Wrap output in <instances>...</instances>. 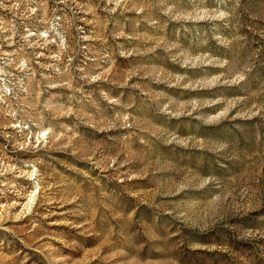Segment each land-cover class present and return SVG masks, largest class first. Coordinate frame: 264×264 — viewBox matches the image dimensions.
Returning a JSON list of instances; mask_svg holds the SVG:
<instances>
[{"label": "rangeland", "instance_id": "rangeland-1", "mask_svg": "<svg viewBox=\"0 0 264 264\" xmlns=\"http://www.w3.org/2000/svg\"><path fill=\"white\" fill-rule=\"evenodd\" d=\"M0 264H264V0H0Z\"/></svg>", "mask_w": 264, "mask_h": 264}]
</instances>
